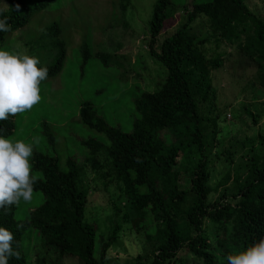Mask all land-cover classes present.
Wrapping results in <instances>:
<instances>
[{
	"label": "trees",
	"instance_id": "1",
	"mask_svg": "<svg viewBox=\"0 0 264 264\" xmlns=\"http://www.w3.org/2000/svg\"><path fill=\"white\" fill-rule=\"evenodd\" d=\"M57 1L0 0V6H7L0 18L7 17L15 31ZM119 1L126 9L129 0ZM178 13L177 26L158 39ZM148 28L149 53L164 69L156 88L143 90L134 99L138 116L131 130L108 121L91 101H83L79 108L81 121L108 141L82 138L87 162L105 182L114 183L123 199L117 204L124 208L123 216L153 243L149 252L121 264H227V255L264 236V132L248 139L246 160L238 162L233 173H224L220 183L230 184L210 198L209 153L217 140L220 111L227 105H215L214 71L223 66L226 47L234 46L255 65L256 80L264 88V17L246 0H155ZM46 31L58 35V22ZM5 34L0 32V39ZM51 45L59 48L57 54L40 65L48 68V78L61 70L65 57L58 36ZM257 115L249 112L253 122ZM16 127L15 116H10L0 121V134L10 137ZM31 161L38 177L34 190L43 199L24 218L16 217L17 205L0 209V226L13 232V249L19 252V259L10 257L8 264H32L22 245L23 234L31 227L58 249L56 261L40 255L34 264H61L65 253L84 264H105V252L119 226L102 239L97 256V225L85 214L89 188L82 180L84 163L69 155L64 169L57 154L43 150H35Z\"/></svg>",
	"mask_w": 264,
	"mask_h": 264
},
{
	"label": "rangeland",
	"instance_id": "2",
	"mask_svg": "<svg viewBox=\"0 0 264 264\" xmlns=\"http://www.w3.org/2000/svg\"><path fill=\"white\" fill-rule=\"evenodd\" d=\"M154 1L129 0L126 9H122L119 0H58L33 15L27 25L7 32L0 39V48L12 50L19 45L21 51L27 50L41 63L52 61L57 54L59 48L51 45L56 36L64 42L61 70L41 83V102L31 111L15 116L17 127L10 137L26 142L38 138L34 151L57 154L64 169L69 155L84 163L82 180L89 188L85 214L97 225V256L102 239L119 226L116 239L105 252V264L133 260L138 253L152 250L153 243L123 216L124 208L118 207L123 199L114 183L105 182L106 178L87 162V149L80 140L94 136L108 141L102 132L81 121L79 108L83 101H91L108 121L123 130H131L138 116L134 99L143 90L155 89L164 69L148 50V21ZM246 2L264 17V0ZM180 20L178 13L176 22L165 27L157 38L161 39ZM203 20L197 21L195 26ZM54 21L60 26L56 36L46 31ZM226 51L223 66L214 71L218 96L215 105H227L220 111L217 140L209 153L208 182L213 187L210 198L230 184V180L220 183L224 173L228 170L233 173L236 164L246 160L243 151L248 139L258 131L264 132V88L256 80L255 65L244 54L237 53L234 46L226 47ZM250 111L259 112L256 122L249 116ZM42 199V193L34 190L30 201L17 205L16 217L27 216L28 210ZM22 245L32 264L40 255H46L48 262L56 261L57 247L46 243L37 228L25 230ZM60 263L84 264L69 253L61 255Z\"/></svg>",
	"mask_w": 264,
	"mask_h": 264
},
{
	"label": "clouds",
	"instance_id": "3",
	"mask_svg": "<svg viewBox=\"0 0 264 264\" xmlns=\"http://www.w3.org/2000/svg\"><path fill=\"white\" fill-rule=\"evenodd\" d=\"M7 6H0V16ZM8 18H0V32H10ZM18 45L12 50L0 48V121L31 111L42 100L41 83L48 78V68ZM3 130L0 129V133ZM38 138L31 142L0 134V209L7 210L21 201L33 198L38 177L33 175L31 158ZM15 237L8 228L0 226V264H8L10 257L19 259L13 249ZM227 264H264V236L226 256Z\"/></svg>",
	"mask_w": 264,
	"mask_h": 264
}]
</instances>
